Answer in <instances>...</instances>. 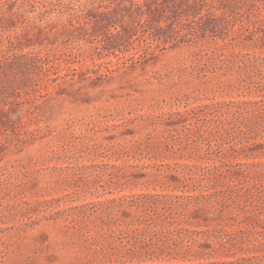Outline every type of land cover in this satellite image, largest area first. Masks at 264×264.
<instances>
[{
    "label": "rangeland",
    "instance_id": "obj_1",
    "mask_svg": "<svg viewBox=\"0 0 264 264\" xmlns=\"http://www.w3.org/2000/svg\"><path fill=\"white\" fill-rule=\"evenodd\" d=\"M200 191L173 262L264 264V0H0V264H139L90 260L73 207Z\"/></svg>",
    "mask_w": 264,
    "mask_h": 264
},
{
    "label": "trees",
    "instance_id": "obj_2",
    "mask_svg": "<svg viewBox=\"0 0 264 264\" xmlns=\"http://www.w3.org/2000/svg\"><path fill=\"white\" fill-rule=\"evenodd\" d=\"M244 103H258V101H244ZM241 163H220L212 167H203L205 172L214 176L215 182L221 183L223 178H238L239 172L234 167ZM256 165L248 163L251 167ZM192 169V165H185ZM233 170V174L231 173ZM230 174V175H229ZM240 179V178H238ZM251 187V189H249ZM254 186L247 188L248 194L259 198V193L252 190ZM257 188V187H255ZM231 191L238 196H243L244 191L231 187ZM225 191H223L224 193ZM254 192V193H251ZM247 193H245L247 195ZM216 193L200 191L198 194H150L139 193L113 197L105 200L93 201L73 208L80 211L83 217L93 220L94 227L85 224L86 230L81 235L89 240L93 250L90 260L102 257L107 261H136L145 264L146 259L154 261L156 258L164 260L163 263L149 264H178L173 260L178 256L186 259L193 251V235L208 236V230H199L187 225H202L200 218L193 213H187L189 206L203 204L211 200ZM227 197L219 202L214 211L208 209V213L214 212L220 218H225L224 210L229 207ZM238 204H241L240 202ZM239 206V205H238ZM245 214L251 210L247 204H242ZM135 209L132 223L126 218L130 209ZM197 210V209H195ZM247 217V216H246ZM204 220H208L207 218ZM145 224V225H143ZM68 227L79 230L81 227L72 221ZM94 230L95 233H91ZM188 241V244H185ZM200 243L204 247L206 244ZM92 257V258H91ZM224 262L211 261L208 263H185V264H219Z\"/></svg>",
    "mask_w": 264,
    "mask_h": 264
}]
</instances>
